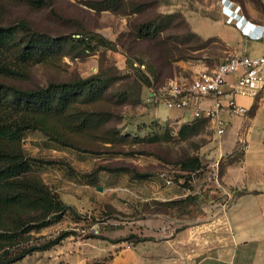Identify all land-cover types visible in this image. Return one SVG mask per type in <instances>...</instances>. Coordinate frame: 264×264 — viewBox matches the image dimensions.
<instances>
[{"label":"rangeland","instance_id":"1","mask_svg":"<svg viewBox=\"0 0 264 264\" xmlns=\"http://www.w3.org/2000/svg\"><path fill=\"white\" fill-rule=\"evenodd\" d=\"M218 2L0 0V24L16 27L0 57V63L11 70L4 82L22 89L86 79L95 85L94 92L67 93L60 114L40 112L41 124L17 141L4 142L30 163L24 173L27 179L42 182L63 202L73 201L81 208L68 205L54 221L57 215L43 216L33 202L37 192L30 189L29 199L1 212V229L17 232L18 238H26L21 246H38L42 248L38 252L51 250L69 235H96L90 229L94 224L96 232L114 230L125 237L129 227L137 226L132 219L139 206L137 180L163 186L159 174L164 172L178 183L181 163L197 157L201 168L189 173L184 183L199 190L206 186L208 164L213 161V134L206 123L189 124V110L181 115V110L148 104L144 98L148 86L170 77L190 81L193 70H183L179 64L214 66L227 55L220 40H200L189 34L187 23L202 37H220L226 31L224 23L201 16L215 17ZM28 41L31 53L22 49ZM27 112L38 113L33 107ZM192 176L193 186L187 181ZM11 191L19 193L23 188L15 186ZM206 201L204 193L194 192L181 210L194 220L208 212L217 215L216 205L207 209Z\"/></svg>","mask_w":264,"mask_h":264},{"label":"crops","instance_id":"2","mask_svg":"<svg viewBox=\"0 0 264 264\" xmlns=\"http://www.w3.org/2000/svg\"><path fill=\"white\" fill-rule=\"evenodd\" d=\"M218 5L215 17L201 16L224 23L226 31L220 37H202L187 21L191 31L202 39L217 38L228 49L227 54L234 49L249 55L264 53L263 39L246 40L241 31L246 20L264 24V0H219ZM179 65L183 70H193L189 80L210 69L203 63ZM176 78L185 81L186 77ZM236 102L246 108V114H223L226 130L220 145L213 134L211 157L215 160L224 153L219 162L220 188L206 184L207 189L199 190L180 182L161 186L157 181L137 180L139 206L132 218L137 226L129 227L127 236L119 237L114 230L101 234L94 230V224L90 229L96 235H69L51 250L34 251L21 260L26 264H264V90L253 98L238 96ZM211 104L212 98H201L202 106ZM194 192L204 193L206 208L216 205L217 215L208 212L194 220L177 211H145V207H152L146 206L150 201L178 200ZM64 202L81 208L73 201Z\"/></svg>","mask_w":264,"mask_h":264},{"label":"trees","instance_id":"3","mask_svg":"<svg viewBox=\"0 0 264 264\" xmlns=\"http://www.w3.org/2000/svg\"><path fill=\"white\" fill-rule=\"evenodd\" d=\"M15 32V26L0 24V57H3L4 55V44L13 37ZM189 34L201 40V37L192 32L190 27ZM214 38L215 37H212L206 40H213ZM35 41L39 42L38 40ZM31 45L32 44H30V42L28 41V45L25 48L23 47L22 49H26V51L29 52L32 50ZM216 65L217 64H215L214 66H208V68L211 69ZM10 71V67H8L7 64L0 63V214L1 212H5L11 205L18 204L23 202L24 200L29 199V190L34 189L37 194L34 196L33 202L37 207L43 210V216H47L49 214L57 215L56 217H54L55 221L58 219L59 214L62 212V210L66 207H69L68 204L64 203L56 194L50 192L47 186L42 182L38 180L27 179L24 173L30 169V163L25 160L21 154H17L13 151L8 150L5 147L4 142L17 141L22 137L26 130L35 128L39 124H41V117L43 115L42 113L54 112L53 114H56L57 111H62L67 105V93L78 91L94 92L95 85L91 82V79H86L74 82L70 81L67 83H54L45 88L39 87L34 89H22L4 82L5 80H3L2 78L5 79L6 76L11 75ZM159 84L161 83H157L156 85ZM56 97H58L59 100L54 103L53 101L54 99H56ZM32 107L38 112L34 116H30L27 112V109H32ZM199 121L206 123L208 127V122L205 118L191 119L189 124H194ZM210 131L213 134V131L211 129ZM200 164L201 160L197 157L190 158L182 162L181 166L183 171L181 172L182 174H180L178 177H175L176 181L182 178L186 180L185 178L187 177V175H189V173L195 172L196 170L201 168ZM96 170L117 172V170L119 169L98 168ZM96 170H94V172H96ZM20 177L22 178L19 179ZM182 184L185 183L183 182ZM15 186H20L21 188H23V192H12L11 190ZM189 196L190 195L182 199L164 202L154 200L150 201V204H147L146 206L152 207H145V211L155 210L164 214H170L173 211H177L179 215H185L183 214L181 208L187 206V204L190 203ZM45 223H49V220ZM39 226L40 225H38L37 227ZM4 230L7 229L0 228V264L14 263L23 259L26 255L31 254L36 250H42V248L38 246H21L20 243L24 238H18L17 232L12 233ZM67 234L68 232H65L61 236L65 237ZM24 240H26V238ZM55 243H57V240L53 242V244ZM57 264L65 263L59 262Z\"/></svg>","mask_w":264,"mask_h":264},{"label":"built area","instance_id":"4","mask_svg":"<svg viewBox=\"0 0 264 264\" xmlns=\"http://www.w3.org/2000/svg\"><path fill=\"white\" fill-rule=\"evenodd\" d=\"M225 7L222 6V10ZM231 16V12H225ZM242 34L248 39L264 40V24L246 20L241 27ZM232 76V79H229ZM264 90V53L249 55L230 51L215 67L196 73L190 81H180L176 77L167 79L159 85H150L146 91L145 102L169 108L189 110L191 119L205 118L213 131L215 142L220 145L226 130L224 113L233 116L246 114V108L236 102L238 96L253 98ZM212 98V104L204 107L201 98ZM224 153L208 164L207 184L220 188L219 162ZM164 185L174 184L173 178L164 172L159 174ZM183 179V178H182ZM179 179L183 183L185 180ZM193 185V176L187 180Z\"/></svg>","mask_w":264,"mask_h":264},{"label":"water","instance_id":"5","mask_svg":"<svg viewBox=\"0 0 264 264\" xmlns=\"http://www.w3.org/2000/svg\"><path fill=\"white\" fill-rule=\"evenodd\" d=\"M98 189H101L100 187H98Z\"/></svg>","mask_w":264,"mask_h":264}]
</instances>
